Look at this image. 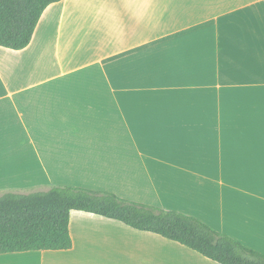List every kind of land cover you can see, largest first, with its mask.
I'll return each mask as SVG.
<instances>
[{
	"label": "crops",
	"instance_id": "0c3cea01",
	"mask_svg": "<svg viewBox=\"0 0 264 264\" xmlns=\"http://www.w3.org/2000/svg\"><path fill=\"white\" fill-rule=\"evenodd\" d=\"M109 192L264 255V0H63L0 47V196ZM69 251L0 264H218L72 211Z\"/></svg>",
	"mask_w": 264,
	"mask_h": 264
},
{
	"label": "trees",
	"instance_id": "16d2710c",
	"mask_svg": "<svg viewBox=\"0 0 264 264\" xmlns=\"http://www.w3.org/2000/svg\"><path fill=\"white\" fill-rule=\"evenodd\" d=\"M63 0H0V47L27 48L46 9ZM72 211L119 221L189 248L218 264H264V255L201 220L125 200L109 192L52 186L0 196V255L69 251Z\"/></svg>",
	"mask_w": 264,
	"mask_h": 264
}]
</instances>
